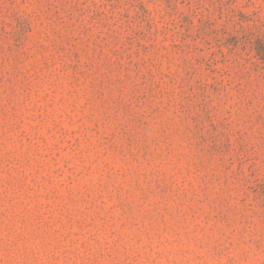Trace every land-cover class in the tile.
<instances>
[{
	"label": "rangeland",
	"instance_id": "rangeland-1",
	"mask_svg": "<svg viewBox=\"0 0 264 264\" xmlns=\"http://www.w3.org/2000/svg\"><path fill=\"white\" fill-rule=\"evenodd\" d=\"M0 264H264V0H0Z\"/></svg>",
	"mask_w": 264,
	"mask_h": 264
}]
</instances>
